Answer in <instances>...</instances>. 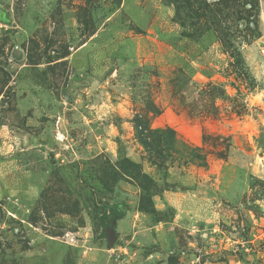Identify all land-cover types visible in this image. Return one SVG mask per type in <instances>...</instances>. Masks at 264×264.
<instances>
[{
    "label": "rangeland",
    "instance_id": "rangeland-1",
    "mask_svg": "<svg viewBox=\"0 0 264 264\" xmlns=\"http://www.w3.org/2000/svg\"><path fill=\"white\" fill-rule=\"evenodd\" d=\"M0 264H264V0H0Z\"/></svg>",
    "mask_w": 264,
    "mask_h": 264
},
{
    "label": "water",
    "instance_id": "water-1",
    "mask_svg": "<svg viewBox=\"0 0 264 264\" xmlns=\"http://www.w3.org/2000/svg\"><path fill=\"white\" fill-rule=\"evenodd\" d=\"M104 234L106 236L108 245L113 246L117 240V237L115 235V220L111 222L110 226L105 227Z\"/></svg>",
    "mask_w": 264,
    "mask_h": 264
},
{
    "label": "trees",
    "instance_id": "trees-1",
    "mask_svg": "<svg viewBox=\"0 0 264 264\" xmlns=\"http://www.w3.org/2000/svg\"><path fill=\"white\" fill-rule=\"evenodd\" d=\"M142 142H143V145L146 146L145 142H144V141H142ZM112 214H113L114 219H117V218L120 217V213H117L116 211L114 212V211L112 210Z\"/></svg>",
    "mask_w": 264,
    "mask_h": 264
}]
</instances>
